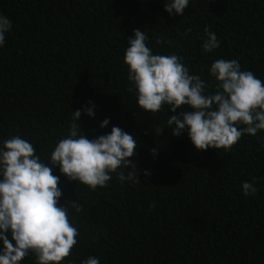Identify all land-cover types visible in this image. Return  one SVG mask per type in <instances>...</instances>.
<instances>
[{"label": "trees", "instance_id": "obj_1", "mask_svg": "<svg viewBox=\"0 0 264 264\" xmlns=\"http://www.w3.org/2000/svg\"><path fill=\"white\" fill-rule=\"evenodd\" d=\"M167 2L0 0V15L11 21L0 46V147L19 136L50 165L73 112L89 107L94 116L82 111L79 119L88 139L117 126L137 142L130 159L140 183L121 182L118 169L106 187L92 190L53 166L58 204L82 206L79 213L69 207L79 235L61 264L88 257L99 264H264V132L242 135L228 150H196L187 128L174 137L167 124L191 109L144 112L123 62L141 30L153 54H176L201 76L205 94L217 91L209 69L219 59L237 60L264 82V0H189L179 16L164 11ZM205 28L220 42L210 53L202 51ZM246 181L254 182V195L243 194ZM20 264H37L35 255Z\"/></svg>", "mask_w": 264, "mask_h": 264}, {"label": "clouds", "instance_id": "obj_2", "mask_svg": "<svg viewBox=\"0 0 264 264\" xmlns=\"http://www.w3.org/2000/svg\"><path fill=\"white\" fill-rule=\"evenodd\" d=\"M188 6L189 0H168L164 11L169 16H179ZM10 29V19L0 15V46ZM205 37L203 52L210 53L220 46L208 28ZM147 39L144 31L135 30L123 62L135 87L138 107L144 112H159L164 105H170L173 113L181 107L191 109L180 117L167 118L172 136H180L187 128L196 150L217 151L230 149L242 135L264 132V82L251 71H241L237 60H216L209 76L217 82V91L205 94L206 81L189 74L181 57L153 54ZM82 111L89 118L94 116L92 107L73 112L68 135L55 146L50 165L35 154L32 143L19 136L6 139L0 147V264H20L29 252L35 255L37 264H61L71 255L79 233L69 220V207L79 213L82 206L71 201L66 207L70 199L58 204L63 193L58 187L59 177L53 175V166H58L69 181L92 190L106 187L112 179L110 173H117L118 169L121 182L140 183L136 165L130 159L137 149L133 135L113 126L110 134L88 139L79 126ZM108 123L105 119L100 128ZM163 131L157 128V132ZM124 169L131 170L125 175ZM144 175L150 173L145 171ZM242 190L244 195L257 191L254 182L247 181ZM82 264H99V259L88 257Z\"/></svg>", "mask_w": 264, "mask_h": 264}]
</instances>
